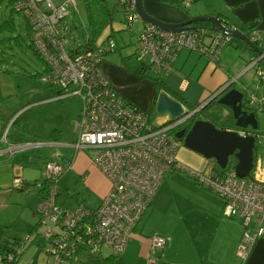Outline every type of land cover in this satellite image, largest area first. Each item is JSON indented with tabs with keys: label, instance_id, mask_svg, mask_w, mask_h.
<instances>
[{
	"label": "built area",
	"instance_id": "1",
	"mask_svg": "<svg viewBox=\"0 0 264 264\" xmlns=\"http://www.w3.org/2000/svg\"><path fill=\"white\" fill-rule=\"evenodd\" d=\"M195 1L182 0L181 5L188 9ZM11 9L24 17L30 27L31 43L46 65L42 75L44 83L56 91L58 99L76 97L82 103L77 140L72 145L74 156L82 150L95 151L94 163L110 181L111 188L96 209L81 202L65 207L69 197L59 192V180L71 168L72 160L48 162L44 168L45 180L31 185L32 190L39 192L36 213L40 220L35 228L36 237L29 235L0 248V264H18L27 248L39 239H43L45 264H75L81 253L92 256L99 254L102 248L120 255L132 241L135 229L166 176L174 172L187 175L219 196L224 201L223 216L241 223L243 232L237 257L240 264H244L255 242L264 238V147L249 177L237 176L235 168L228 166L204 172L183 164L178 159L183 143L172 132H177L192 114L171 123L166 119L156 123L145 111L126 103L102 70L106 56L118 47L115 38L92 48L78 45L81 42L78 29L68 31L69 27L63 24L76 10L75 2L13 0ZM117 10L124 17L123 32L134 39L133 56L147 65L159 80L173 70L177 55L183 49L218 62L223 48L234 43L235 38L213 27L177 32L161 30L141 20L137 0H117ZM139 21L143 23L141 33L134 30ZM248 37L255 45L261 42L256 30ZM263 63L264 51L256 54L242 73L254 71L256 85L240 91L243 108L254 112L255 116L256 113L264 115ZM242 74L215 95L225 93ZM257 122L256 130L248 127L233 131L241 136H254L259 143V139L264 140V129ZM6 136L4 134L3 141ZM47 145L42 141L8 143L7 153L12 157ZM14 183L18 189L25 188L20 176L15 177ZM73 195L71 192L69 196ZM166 246L165 237H150L153 253L162 252ZM149 261L153 263L155 258Z\"/></svg>",
	"mask_w": 264,
	"mask_h": 264
},
{
	"label": "crops",
	"instance_id": "2",
	"mask_svg": "<svg viewBox=\"0 0 264 264\" xmlns=\"http://www.w3.org/2000/svg\"><path fill=\"white\" fill-rule=\"evenodd\" d=\"M181 1L143 0V5L150 15L169 23H180L193 17L210 16L225 19L232 27L239 29L247 36L253 30H256L260 34V46L264 51V0H196L188 9L181 6ZM120 23H122L120 29H114L112 24L110 25L113 38L118 43L116 51L111 54L118 53L119 55L117 57L111 54L107 55L102 70L126 103L145 111L154 122L162 123L165 119L156 112L159 95L156 98L155 80L158 78L144 63L139 62L140 67L132 68L129 66V61L134 56L133 50L129 52L128 49H132L134 39L123 32V18L120 19ZM246 24H253V26L243 28ZM68 27V31L77 28V35L81 40L89 39L90 32L87 26H85V32L81 30L80 24L76 22L69 23ZM192 27L205 26L194 24ZM81 32L84 33V37L81 36ZM107 37L105 36L101 40H105ZM126 50H128L127 53H125ZM241 51L245 53L242 54ZM254 56L251 51L237 48L236 43H233L223 48L219 54V61L211 65L210 61L213 60L209 57L198 54L196 51L183 49L177 55L173 70L165 78L158 79L164 85L161 92L165 91L170 97L181 104L183 103L184 105H182L186 110L190 107V104H203L226 87L229 80L242 74ZM199 60H203L204 65L197 74L196 80H194L192 77H194V70L198 66ZM210 65L209 77L202 81V75ZM233 67H238L236 74L231 72ZM217 68H220V71H217ZM249 72L253 75L250 82H245L244 78ZM223 73L229 75L228 82L225 80ZM255 80L254 71L251 69L242 74L239 81L230 86L226 92L233 88L240 91L246 86L254 87L257 83ZM223 81L227 84H220L219 88H214L216 83H223ZM262 85L264 86V83ZM50 92V95L42 101L64 100L57 98L54 89ZM257 92L258 94L261 93V91ZM5 102L3 99L0 100V152L5 153L0 155V188L9 187L11 184L14 173L13 168L17 169L13 162L20 154L19 152L10 157L7 153L8 143L18 144L25 141L23 140L25 135H22L21 131L23 126L14 129L13 123L16 116L22 119L21 111L23 108L12 112ZM60 131L62 132V130ZM4 134L7 135L6 141L2 139ZM26 141H31V138ZM52 142L48 141L47 146L55 145L72 148L75 143V141ZM256 145H258L257 142ZM259 155L260 153L257 158ZM178 159L183 164L204 172L216 168L215 163L186 149L183 145L178 152ZM64 160L70 159L65 158ZM80 161H83L82 167H87V170L85 168L82 170L76 169L80 174L85 175V180L95 173L105 182L102 174L95 168V165L84 151L76 154L71 166L77 167ZM9 163H12V165H9ZM172 175L168 176L159 187L152 203L146 209L135 229L132 241L123 253L114 255L113 251L108 248H102L99 254H93L92 256L83 252L80 254L79 261L75 264H240L237 257V247L243 232L241 223L238 220L223 216L224 201L219 196L193 182V180H178L176 175ZM27 189L25 187L19 190L24 191ZM36 192L39 201V192ZM89 193L91 192L89 191L87 194ZM97 193L99 198L95 203H89L87 201L88 197L85 199V197L79 196H77L75 203L81 202L90 209H96L108 195L109 190L105 188L102 191H97ZM89 196L91 195L89 194ZM169 206L173 207L175 212L167 214L163 220V215ZM154 235L163 236L167 239V246L162 252L153 253L150 251V237ZM0 240L3 242L6 240L13 241L15 238L3 239L0 236ZM43 252L45 257L42 261L45 264L47 256L44 250ZM151 258H155V262L151 263L149 261ZM20 260L18 264H21L22 260ZM42 261L38 263L42 264ZM30 262L36 264L34 258ZM244 264H264V238H260L255 242L251 254Z\"/></svg>",
	"mask_w": 264,
	"mask_h": 264
},
{
	"label": "rangeland",
	"instance_id": "3",
	"mask_svg": "<svg viewBox=\"0 0 264 264\" xmlns=\"http://www.w3.org/2000/svg\"><path fill=\"white\" fill-rule=\"evenodd\" d=\"M58 1L60 3L68 1L76 3V10H73L66 19L63 20V24L67 27L69 23L76 22L80 24L81 30L85 32V26H87L90 31L93 29V26L92 29L90 27L91 21L97 27L104 24V30L97 45L102 43L104 39L103 37H107L112 33L110 26L111 21L109 20L110 17L107 18L106 10L109 9L112 13L116 12L117 0ZM9 11L6 3H4L0 8V25L8 19L10 15ZM13 17L17 29L16 33L0 34V42H2L0 45V100L3 99V101H6L5 103L12 112L23 108L21 111L22 119L20 120V125L25 126V131L22 132L28 137H25V141L31 138V141L48 142L50 141V132L55 128L62 130L60 141L76 142L78 135L76 129L80 122L81 115V101L76 97L64 99L63 101H42L50 95V91L52 90L49 85L44 83L42 78V75H44L46 71V65L30 46V37L24 17L18 13H14ZM121 18H124L123 14L116 12L112 22L114 29L122 28V23H120ZM60 28H62L61 25ZM142 28L143 23L141 21L137 22L134 26L136 32L141 33ZM80 34L84 37L83 32ZM14 37L19 38V43L14 40ZM101 38L103 39L101 40ZM128 50L129 52H132L131 48ZM128 50H126L125 53H127ZM241 53L243 54L245 52L241 51ZM111 55L117 57L119 54L115 53ZM129 62V66L132 68L140 67L139 62L135 57H132ZM213 63L215 62L210 61L211 65H213ZM203 65L204 61L199 60L198 66L194 70V77H192L194 80H196L197 74L202 70ZM211 65L208 66L203 73L201 78L202 81L209 77ZM217 71H220V68H217ZM237 71L238 67H233L231 72L236 74ZM223 74L225 75V80L228 82L229 75L226 73ZM252 75L253 74L249 72L244 78V81L250 82ZM232 79L229 80V83H231ZM220 84L227 83H224V81L223 83L218 82L214 85V88H219ZM256 117L261 129H264V115L256 113ZM217 124L220 126L224 125L225 122L220 120ZM175 132L173 131L172 134L175 135ZM263 145L264 141L259 139L257 155L261 153ZM83 151L95 165V168H97L102 174L105 182L95 173L89 178L87 177L85 180V175H82L83 173L80 174L79 171H77V169L82 170L83 168H87L82 167L83 161H80L77 167L71 166V168L68 169L59 180V192L63 197H69L65 207L76 205L77 203H75V200L78 198L77 196L85 197V199L88 197L87 201L89 203H95L99 198L97 191H102L105 188L110 191L111 188L110 181L94 163L95 151L88 152V150H82L80 152L83 153ZM74 152L73 148L49 145L41 148L24 150L18 154L13 162L17 169H15V167L13 168L14 173L11 184L9 187L0 188V236L3 237V239L15 238L21 240L29 235L36 237L35 228L40 220L36 213L38 194L31 189V185L35 182L40 183L45 180L46 175L44 168L48 162L53 160L60 162L65 158L73 161V158H75ZM210 161L215 163V160ZM9 165H12V163H9ZM216 170H218L217 165ZM172 174L173 173L168 174L166 178ZM173 175H176V179L178 180H192L181 172H174ZM16 176L22 177L26 182L25 187L28 188L27 190L20 191L16 187L14 183ZM89 191L91 192L89 193L91 196L87 194ZM71 192L74 194L72 198L69 196ZM174 212L175 210L173 207L169 206L166 213L163 215V220L167 214ZM42 244L43 239H39L36 243L32 244L23 253L21 264H31L30 260H32V258H34L36 264H40L38 262H41L45 257L43 250L40 248Z\"/></svg>",
	"mask_w": 264,
	"mask_h": 264
},
{
	"label": "water",
	"instance_id": "4",
	"mask_svg": "<svg viewBox=\"0 0 264 264\" xmlns=\"http://www.w3.org/2000/svg\"><path fill=\"white\" fill-rule=\"evenodd\" d=\"M137 12L143 22L166 32L186 31L192 29L194 24L208 22L214 29L225 31L233 38L247 43L256 54H262V51L250 41L247 35L239 29H233L232 25L223 18L201 16L180 23H169L150 15L144 9L143 0H137ZM218 103L231 109L235 119V127L239 129L252 127L254 130L258 128L255 113L248 112L243 108V93L241 91L236 88L230 89L218 100ZM156 112L169 123L189 115L180 102L165 92L158 96ZM175 138L182 141L186 149L201 155L206 160H215L220 169H226L229 158L235 156L237 159L235 167L237 176L244 178L251 175L254 168V149L256 147L254 136H241L236 131L218 129L209 121L198 120L189 131L186 128L177 131Z\"/></svg>",
	"mask_w": 264,
	"mask_h": 264
},
{
	"label": "trees",
	"instance_id": "5",
	"mask_svg": "<svg viewBox=\"0 0 264 264\" xmlns=\"http://www.w3.org/2000/svg\"><path fill=\"white\" fill-rule=\"evenodd\" d=\"M12 2H13V0H0V8L4 5V3H6L7 9L10 10L9 11L10 15H9L8 19L6 21H4L0 25V34H3V33L14 34L17 31L16 25H15V20H14V17H13L15 12L11 9ZM116 12L119 13L117 8H116ZM116 12L112 13L111 11H109V9L106 10L107 18L110 17L109 18V20L111 21L110 25L113 22V18H114V15L116 14ZM105 25H107V24H105ZM198 25H204L205 27H208V28L212 26L208 22L198 23ZM92 26H93V29H92ZM252 26H253V24H246L245 26H243V28L244 27H252ZM90 27H91L92 30L91 31L89 30V32H90L89 39L81 40V42H78V45H85L84 47H87V48H92V47L97 45L96 42L99 40V38L102 35V32L104 30V24L100 25V27H97L91 21L90 22ZM27 29H28V34H29V37H30L31 30H30V27H29L28 24H27ZM111 37H113L112 33L107 38H105V40H103L102 42L107 41ZM14 40L17 43H19V38L18 37H14ZM30 42H31V38H30ZM234 43H236V47L237 48H242L243 50H249L256 56V53L254 52V50L251 49L249 47V45L244 43L243 41H241L239 39H234ZM1 44H2V42H0V45ZM30 46L33 49V51L36 53V55H38L40 57V55L37 53V51L33 47L32 43H31ZM256 46L261 51H263L262 47L260 46V44H257ZM40 58L42 59V57H40ZM125 63H126V61H125ZM262 66H264V63L262 64ZM163 87H164L163 83L161 81H159L158 79H156L155 80V89H156L155 96H156V98H157V96L160 93H162L161 90L163 89ZM163 92H165V91H163ZM201 106H202V104H196V105L190 104V107H188L189 112L190 111H195L196 109H199ZM20 120H21L20 117H17L14 120V122H13L14 123V129H19L18 127L21 126L20 125ZM198 120L209 121L212 124H214L218 129L239 130V128L235 127V119L233 117V113H232L231 109L229 107H226V106L222 105V104H219L218 101H213L210 104L208 103L207 105L204 106V110L203 111L195 112V114L190 118V120L187 123H185L182 127H180L179 129L186 128L187 131H189L190 128L192 127V125ZM220 120H223V122H225V124L219 126L217 123ZM21 131L22 132L25 131V127L24 126L21 128ZM22 135H24V133ZM61 137H62V133H61L60 130L55 129V128L51 130V132H50V141L59 142L61 140ZM23 140H25V136L23 137ZM256 160H257V145H256V147L254 149V163L256 162ZM236 164H237V159L235 158V156H231L229 158L228 168H235ZM16 240H18V239H15L13 241H16ZM13 241L12 240H6V241L3 242V241L0 240V248H3L6 244L12 243Z\"/></svg>",
	"mask_w": 264,
	"mask_h": 264
},
{
	"label": "flooded vegetation",
	"instance_id": "6",
	"mask_svg": "<svg viewBox=\"0 0 264 264\" xmlns=\"http://www.w3.org/2000/svg\"><path fill=\"white\" fill-rule=\"evenodd\" d=\"M224 94H225V93L223 92V93L217 95L216 97L213 95V96H212L207 102L203 103L202 106H201L199 109H196L195 111H190V112H189V109H187V111H188L189 114H192V116H193V115L195 114V112H197V111H203V110H204V106L207 105L208 103L210 104V103L213 102V101H218V100H219ZM192 116H190V117L187 119V122L190 120V118H191ZM187 122H186V123H187ZM182 126H183V125H182ZM182 129H185V128H182ZM182 129H177V131H180V130H182ZM181 142H182V141H181Z\"/></svg>",
	"mask_w": 264,
	"mask_h": 264
},
{
	"label": "bare ground",
	"instance_id": "7",
	"mask_svg": "<svg viewBox=\"0 0 264 264\" xmlns=\"http://www.w3.org/2000/svg\"><path fill=\"white\" fill-rule=\"evenodd\" d=\"M131 105V104H130Z\"/></svg>",
	"mask_w": 264,
	"mask_h": 264
}]
</instances>
